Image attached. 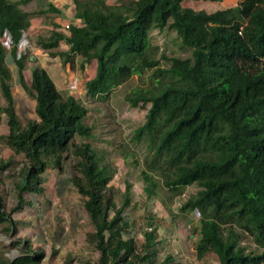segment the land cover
<instances>
[{"label":"trees","instance_id":"1","mask_svg":"<svg viewBox=\"0 0 264 264\" xmlns=\"http://www.w3.org/2000/svg\"><path fill=\"white\" fill-rule=\"evenodd\" d=\"M106 1L74 0L81 25L39 36L36 45L60 57L70 81L78 78L79 70L93 68L95 75L83 88L95 102L108 101L134 76L152 72L151 88L129 97L134 108L149 105L146 122L134 137L136 143L146 141L153 152L142 174L147 197L157 196L161 186L155 172L174 196L197 186L198 192L180 210L199 214L194 230L198 260L215 255L219 264H264V0H241L214 13L183 7L185 2L209 0H119L115 6ZM28 2L0 0V91L5 101L0 128H7L0 142L13 153L0 161V176L17 165L16 156L24 160L23 168L11 176L17 203L9 212L0 177V232H19L15 217L34 206L33 198L46 195L45 175L61 171L73 158L72 183L92 227L86 241L99 254L97 264H181L172 254L159 260L165 241L155 216L147 219L142 240L125 237L131 224L123 213L133 203L132 185L127 184L119 204L111 188L116 169L85 141L94 132L86 102L69 88L63 95L37 63L27 80L30 52L18 54L24 33L36 17L61 16L53 5L46 11L21 9ZM154 30L175 32L191 56L163 55L168 67H161L160 60L148 56ZM6 33L10 49L1 40ZM62 44L68 49L59 50ZM8 52L20 85L36 103L37 119L25 125L15 108ZM245 238L253 240L257 251L248 250ZM24 243V253L14 260L0 251V264H42L44 253L33 251L30 241Z\"/></svg>","mask_w":264,"mask_h":264},{"label":"rangeland","instance_id":"2","mask_svg":"<svg viewBox=\"0 0 264 264\" xmlns=\"http://www.w3.org/2000/svg\"><path fill=\"white\" fill-rule=\"evenodd\" d=\"M132 1L134 0H128L127 4ZM240 2L241 0L185 2L183 7L214 13L234 8ZM106 3L108 6L120 4L119 0H107ZM37 4L38 0H29L26 5L21 6V9L29 11L34 7L37 8ZM61 19L64 23L73 21L71 17L64 14ZM148 53L150 58L160 60L161 67L164 68L168 67V64L162 59L163 55L183 58L191 56L190 50L183 47L179 36L168 30L152 32L151 49ZM10 67L14 73L12 86L15 108L25 125L29 120L37 119L36 104L26 95L20 85L16 64L12 63ZM151 74L152 72H148L142 77L134 76L128 83L116 89L108 101L95 102L85 96L82 91L87 78L95 75L94 69L88 67L87 72L78 71L79 87L76 94L88 105L90 115L87 122L94 127L93 137L85 141L90 142L94 148L105 154L107 162L116 169L111 188L119 204L123 202L127 184L132 185L133 203L123 213L125 220L131 224L125 232L126 238L133 236L142 240L148 228L147 219L155 216L158 220L161 238L165 241L162 246L163 251L159 256L160 261L172 254L176 262L181 264H219L215 255H211L205 262L198 260L195 242L199 236L194 234V230L199 224V214L196 217L193 213H184L180 210L181 206L198 192L197 186L186 188L181 196H174L163 186L159 173L155 172L153 173L154 178L160 180L161 183L157 196L148 198L144 191L146 184L142 174L147 170L146 164L152 158L153 152H150L146 141L136 143L134 137L138 128L146 122L149 105L144 107L140 104V107L134 108L129 102V97H132L133 93L139 89L151 88L149 80ZM25 75L29 80L30 70H26ZM53 76L55 78V75ZM66 79L65 85L69 88L71 81L68 80V76ZM59 90L63 95H68L70 91L69 89L64 91L63 87ZM0 105H5L1 91ZM3 120L6 121V118L3 117ZM6 133L7 128L3 125L0 128V134ZM11 156H13L12 151L0 142V161H7ZM23 161L22 156H16L17 165L0 176L7 212L17 203L11 176L16 175L23 168ZM74 164L75 159L70 158L65 161L61 171L50 170L45 175L46 195L41 199L33 198L34 206L16 215L15 218L19 221L17 234L7 236L0 232V251L3 252L5 258L14 260L22 255L24 242L30 241L33 251L44 253L45 259L42 264H63L68 259H72L73 264H97L99 254L95 253L86 241V235L92 231V227L82 207L81 198L72 183ZM243 243L249 251H257L252 239L245 238Z\"/></svg>","mask_w":264,"mask_h":264},{"label":"crops","instance_id":"3","mask_svg":"<svg viewBox=\"0 0 264 264\" xmlns=\"http://www.w3.org/2000/svg\"><path fill=\"white\" fill-rule=\"evenodd\" d=\"M50 5H53L55 6V8L60 10L61 16L62 14L67 15L68 17H71L73 21L69 23L61 22L62 21L61 16H57L55 14H50V15L47 14V15H43L42 17H36L32 20L31 27L28 30L29 35H30L29 41H30V45L32 46V48L35 47L33 49L34 51L33 54L37 56V59H38L37 64L43 67L45 70H47V72L49 73V75L51 76L55 84L57 85L58 89H60V87H63L64 91H66L68 90V87H66L65 82L67 80L66 77L68 76V74L63 71L62 62H61L60 57L58 56L53 57L52 55H50L51 54L50 51H44L38 47L36 48L37 46L36 41H37V37L39 36L48 37L50 32L54 30H60V31L66 32V27L68 25L79 26L81 25V21L75 18L76 7L75 9L73 8L75 6L74 0H66V1L64 0L62 1L61 0H38L37 8L34 7L32 8V10H29L27 12L46 11ZM55 24H58L59 29L55 27ZM67 49L68 47L62 44L59 50H67ZM12 63H15L13 56L11 55L10 52H8L7 64L10 67V64ZM32 68H33V63L30 62V64H28L27 70H30L31 72ZM87 71H88V67L86 68L85 72ZM53 75H55L56 79L53 78L54 77ZM93 77L94 76L88 77L87 80L92 79ZM82 91H83V94L85 93L84 95L86 96V91L84 90V88H82Z\"/></svg>","mask_w":264,"mask_h":264},{"label":"built area","instance_id":"4","mask_svg":"<svg viewBox=\"0 0 264 264\" xmlns=\"http://www.w3.org/2000/svg\"><path fill=\"white\" fill-rule=\"evenodd\" d=\"M67 28H69V25L67 26ZM30 35L29 32H25L19 45H18V54L21 55L22 53H26V52H30V54H33V49L32 46L30 45ZM2 42L3 44L10 49L11 48V37L9 35V33L4 34V36L2 37ZM79 87V78H74L73 80H71V83L69 84V89L72 91H76ZM197 217V214H196Z\"/></svg>","mask_w":264,"mask_h":264},{"label":"water","instance_id":"5","mask_svg":"<svg viewBox=\"0 0 264 264\" xmlns=\"http://www.w3.org/2000/svg\"><path fill=\"white\" fill-rule=\"evenodd\" d=\"M29 61L31 63H37L38 59H37V57L34 54H31L30 57H29Z\"/></svg>","mask_w":264,"mask_h":264},{"label":"clouds","instance_id":"6","mask_svg":"<svg viewBox=\"0 0 264 264\" xmlns=\"http://www.w3.org/2000/svg\"><path fill=\"white\" fill-rule=\"evenodd\" d=\"M31 55V54H30ZM35 55V54H34ZM36 56V55H35ZM37 57V56H36Z\"/></svg>","mask_w":264,"mask_h":264}]
</instances>
